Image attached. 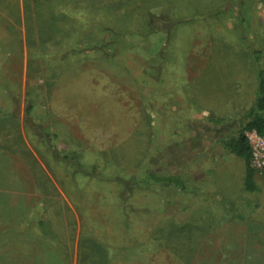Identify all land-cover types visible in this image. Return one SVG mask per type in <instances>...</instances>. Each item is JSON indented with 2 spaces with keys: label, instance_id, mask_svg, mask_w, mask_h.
Returning a JSON list of instances; mask_svg holds the SVG:
<instances>
[{
  "label": "rangeland",
  "instance_id": "obj_1",
  "mask_svg": "<svg viewBox=\"0 0 264 264\" xmlns=\"http://www.w3.org/2000/svg\"><path fill=\"white\" fill-rule=\"evenodd\" d=\"M260 72L264 0H0L2 143L111 264H264V168L227 145Z\"/></svg>",
  "mask_w": 264,
  "mask_h": 264
},
{
  "label": "crops",
  "instance_id": "obj_2",
  "mask_svg": "<svg viewBox=\"0 0 264 264\" xmlns=\"http://www.w3.org/2000/svg\"><path fill=\"white\" fill-rule=\"evenodd\" d=\"M15 123L0 118V133L20 142L21 136L8 127ZM4 140L0 138V264H79L86 255V264H111L109 238L101 233L82 238L74 200L65 197L57 182L42 184L35 176L40 166L33 168L23 158L21 164L16 162V151ZM44 185L53 191L47 193ZM87 244L95 247L91 256L80 247ZM114 248V263L124 264V247L121 261L119 246Z\"/></svg>",
  "mask_w": 264,
  "mask_h": 264
},
{
  "label": "trees",
  "instance_id": "obj_3",
  "mask_svg": "<svg viewBox=\"0 0 264 264\" xmlns=\"http://www.w3.org/2000/svg\"><path fill=\"white\" fill-rule=\"evenodd\" d=\"M258 99L254 109L251 111V119L240 132L236 140L228 143V147L237 154L240 158L244 159L247 166L246 188L253 190L254 187V169L252 168V148L246 132H256L259 136L264 137V72L259 74V91ZM173 182L172 180H170Z\"/></svg>",
  "mask_w": 264,
  "mask_h": 264
},
{
  "label": "built area",
  "instance_id": "obj_4",
  "mask_svg": "<svg viewBox=\"0 0 264 264\" xmlns=\"http://www.w3.org/2000/svg\"><path fill=\"white\" fill-rule=\"evenodd\" d=\"M250 139L253 144V156L258 161L259 166L264 168V137H261L256 132H254Z\"/></svg>",
  "mask_w": 264,
  "mask_h": 264
}]
</instances>
